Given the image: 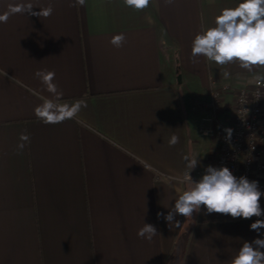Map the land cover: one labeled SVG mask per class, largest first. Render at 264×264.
<instances>
[{
	"label": "crops",
	"instance_id": "0c3cea01",
	"mask_svg": "<svg viewBox=\"0 0 264 264\" xmlns=\"http://www.w3.org/2000/svg\"><path fill=\"white\" fill-rule=\"evenodd\" d=\"M73 2L0 0L9 17L0 23V264H229L245 241L264 238V228L250 230L257 217L202 207L195 223L177 215V228L157 213L167 215L188 188L185 156L198 159L194 181L215 165L233 96L209 123L211 89L264 81V67L193 62L201 25L214 27L240 0H150L141 11L123 0ZM29 4L53 14L12 12ZM121 33L126 42L116 48L110 41ZM38 70L55 73L61 103L87 107L60 124L40 122L41 100L28 89L51 94ZM25 131L30 143L19 151ZM144 223L157 228L151 241L137 236Z\"/></svg>",
	"mask_w": 264,
	"mask_h": 264
},
{
	"label": "clouds",
	"instance_id": "9594fccd",
	"mask_svg": "<svg viewBox=\"0 0 264 264\" xmlns=\"http://www.w3.org/2000/svg\"><path fill=\"white\" fill-rule=\"evenodd\" d=\"M127 7L141 11L149 7L150 0H123ZM167 4L174 0H165ZM86 0H74L70 6H84ZM33 6H17L12 12L28 13L30 15L47 18L53 14V7L39 8L38 12L32 11ZM8 15H0V23H7ZM214 27L205 28L201 25V31L192 42V58L196 62L197 57H204L207 61L218 66L237 63L239 67L252 71L254 67H264V0H240L235 7L221 9L215 17ZM126 42L123 33L115 35L110 43L121 48ZM7 76V73H3ZM227 75V73H225ZM35 76L40 79L51 98L40 95L32 89H28L37 95L41 103L35 107L34 115L45 125H56L65 120L75 118L78 113L87 107L83 99L71 104L61 103L63 92L54 83L55 73L47 70H38ZM11 81L21 87H27L15 76L9 77ZM229 136L231 129H226ZM19 151H23L27 143H30V135L22 132L19 136ZM179 142V138L173 136L169 141L170 146ZM187 167L190 171L185 172L183 182L188 188L175 200L174 206L170 207L167 215L157 213V218L163 219L170 226L179 228L180 221L177 215H182L186 220L195 223L193 213H200L201 208L206 209L207 214L219 213L230 215L232 218L250 219L253 216L258 219L250 225V230L259 233L264 228V209L261 208L260 199L264 192L259 189L258 181H250L241 176L237 178L231 170L224 167L207 166L205 174L194 181L190 175L198 164L197 158L189 159L185 156ZM158 235L157 228L148 223L138 229L137 236L151 241ZM264 238H255L253 241H245L231 258L229 264H264Z\"/></svg>",
	"mask_w": 264,
	"mask_h": 264
},
{
	"label": "built area",
	"instance_id": "2783aa9c",
	"mask_svg": "<svg viewBox=\"0 0 264 264\" xmlns=\"http://www.w3.org/2000/svg\"><path fill=\"white\" fill-rule=\"evenodd\" d=\"M228 94H232L233 101L226 123L220 125L214 167L226 166L237 178L258 181L264 192V183L259 179L264 173V81L257 80L251 88L239 90L229 85L213 87L207 105L214 114L204 121L212 123L217 119L216 113ZM226 129H231L230 136Z\"/></svg>",
	"mask_w": 264,
	"mask_h": 264
},
{
	"label": "water",
	"instance_id": "95a60500",
	"mask_svg": "<svg viewBox=\"0 0 264 264\" xmlns=\"http://www.w3.org/2000/svg\"><path fill=\"white\" fill-rule=\"evenodd\" d=\"M177 264V263H176Z\"/></svg>",
	"mask_w": 264,
	"mask_h": 264
}]
</instances>
